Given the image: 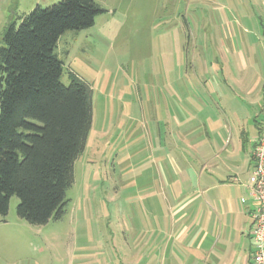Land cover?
I'll return each instance as SVG.
<instances>
[{
    "label": "rangeland",
    "instance_id": "obj_1",
    "mask_svg": "<svg viewBox=\"0 0 264 264\" xmlns=\"http://www.w3.org/2000/svg\"><path fill=\"white\" fill-rule=\"evenodd\" d=\"M57 1L0 0V37L7 20ZM94 1L105 12L89 28L64 32L55 48L61 81L73 71L93 89L64 214L30 224L12 196L0 215V264H110L141 227L163 238L155 226L169 228L175 196H188L192 148L230 138L232 152L238 144L218 114L222 99L243 109L252 94L243 76L262 89L264 12L253 0ZM242 10L259 17L242 18Z\"/></svg>",
    "mask_w": 264,
    "mask_h": 264
},
{
    "label": "trees",
    "instance_id": "obj_2",
    "mask_svg": "<svg viewBox=\"0 0 264 264\" xmlns=\"http://www.w3.org/2000/svg\"><path fill=\"white\" fill-rule=\"evenodd\" d=\"M94 0L39 4L6 21L0 37V215L16 196L18 217L43 225L64 214L75 160L92 125L91 84L55 52L60 36L94 25Z\"/></svg>",
    "mask_w": 264,
    "mask_h": 264
},
{
    "label": "crops",
    "instance_id": "obj_3",
    "mask_svg": "<svg viewBox=\"0 0 264 264\" xmlns=\"http://www.w3.org/2000/svg\"><path fill=\"white\" fill-rule=\"evenodd\" d=\"M252 4L264 12V0H253ZM252 14L253 18L259 17L254 10H242L240 17ZM244 66H248L246 62ZM259 82L249 83L246 76L241 79L244 88L252 93L243 109L232 111L222 99L218 114L226 121L229 134H236L238 144L231 145L232 152H226L230 138H225L222 146L208 143L192 148L196 164L190 193L187 196L179 191L175 196L169 228L156 224L163 238L158 234L155 239L147 237V229L141 227L131 241L124 240L126 253L110 257V264H253L249 175L252 151L264 129V80L261 91H254ZM250 106L255 108L249 111ZM235 120L237 123L229 128V122Z\"/></svg>",
    "mask_w": 264,
    "mask_h": 264
},
{
    "label": "built area",
    "instance_id": "obj_4",
    "mask_svg": "<svg viewBox=\"0 0 264 264\" xmlns=\"http://www.w3.org/2000/svg\"><path fill=\"white\" fill-rule=\"evenodd\" d=\"M252 159L253 168L249 175V190L253 202L251 257L253 264H264V129L253 148Z\"/></svg>",
    "mask_w": 264,
    "mask_h": 264
}]
</instances>
